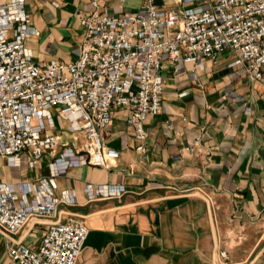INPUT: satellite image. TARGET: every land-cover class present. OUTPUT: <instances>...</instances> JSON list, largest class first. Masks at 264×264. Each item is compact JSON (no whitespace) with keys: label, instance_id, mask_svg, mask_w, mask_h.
Here are the masks:
<instances>
[{"label":"crops","instance_id":"1","mask_svg":"<svg viewBox=\"0 0 264 264\" xmlns=\"http://www.w3.org/2000/svg\"><path fill=\"white\" fill-rule=\"evenodd\" d=\"M213 0H155L162 8L207 6ZM143 0H98L108 14L141 11ZM37 32L24 45L35 62L73 60L82 28L74 12L86 0H24ZM160 108L144 121L145 150L134 148L126 108L114 107L101 129L118 151L110 166L58 165L51 155L33 165L27 151L0 156V181L52 178V190L72 195L48 216L31 217L16 232L0 230V264H15L7 246L35 247L48 223L79 218L87 233L74 264H264V83L224 48L195 62L162 60ZM46 131L78 146L53 116ZM122 184L116 197L89 198L87 184ZM186 188V189H184ZM224 250L226 258L219 251Z\"/></svg>","mask_w":264,"mask_h":264},{"label":"built area","instance_id":"2","mask_svg":"<svg viewBox=\"0 0 264 264\" xmlns=\"http://www.w3.org/2000/svg\"><path fill=\"white\" fill-rule=\"evenodd\" d=\"M86 4L74 12L82 28L76 58L35 62L24 40L37 28L24 0H0V156L9 162L25 150L29 165L51 155L52 173L61 164L110 166L118 151L103 144L100 131L114 107L126 108L134 148L144 152V121L160 108L164 58L195 62L229 48L248 77L264 83V0H213L182 9L143 0L141 11L120 14L106 13L98 0ZM54 115L67 131L81 133L78 146L46 131ZM51 180L0 181V230L16 232L29 218L73 200L67 191L54 193ZM85 190L89 198L116 197L124 188L97 183ZM86 233L79 218L54 220L35 247L15 241L6 254L15 264H74ZM219 255L226 258L224 250Z\"/></svg>","mask_w":264,"mask_h":264}]
</instances>
